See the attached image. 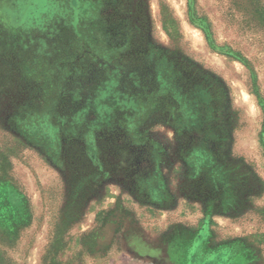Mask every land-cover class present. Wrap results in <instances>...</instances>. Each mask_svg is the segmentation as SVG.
<instances>
[{
  "label": "rangeland",
  "instance_id": "374dc122",
  "mask_svg": "<svg viewBox=\"0 0 264 264\" xmlns=\"http://www.w3.org/2000/svg\"><path fill=\"white\" fill-rule=\"evenodd\" d=\"M264 264V0H0V264Z\"/></svg>",
  "mask_w": 264,
  "mask_h": 264
},
{
  "label": "bare ground",
  "instance_id": "6f19581e",
  "mask_svg": "<svg viewBox=\"0 0 264 264\" xmlns=\"http://www.w3.org/2000/svg\"><path fill=\"white\" fill-rule=\"evenodd\" d=\"M223 256L224 255L217 252V253L210 255L207 260L209 264H225L223 263L224 262ZM188 259H189V264H201L202 263V259L200 258V253H199L197 245H195L191 249Z\"/></svg>",
  "mask_w": 264,
  "mask_h": 264
}]
</instances>
